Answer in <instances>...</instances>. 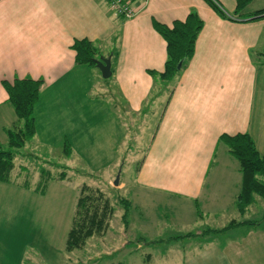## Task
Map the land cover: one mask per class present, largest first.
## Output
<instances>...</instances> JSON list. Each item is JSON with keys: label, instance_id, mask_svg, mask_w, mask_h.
Instances as JSON below:
<instances>
[{"label": "crops", "instance_id": "obj_1", "mask_svg": "<svg viewBox=\"0 0 264 264\" xmlns=\"http://www.w3.org/2000/svg\"><path fill=\"white\" fill-rule=\"evenodd\" d=\"M131 1L141 10L126 19L106 0H0V142L5 147L7 130L20 125L3 82L41 80L32 140L59 152L63 162L71 157L95 173L116 172L125 162L126 114L140 112L153 98L157 83L150 71H163L168 58L154 21L171 25L197 12L204 25L195 53L164 100L162 119L136 179H130L129 223L145 230L150 221H166L165 212L174 225L200 219L214 229L223 216L226 223L218 227L223 228L235 211L245 214L237 207L243 179L239 163L220 136L248 132L264 156V63L255 59L264 56V16L255 18L264 0H252L242 16L236 0H218L231 18L219 15L207 0ZM77 38L90 39L98 58L111 57L116 82L108 79L105 90L96 82L100 69L77 62ZM113 87L118 97L111 101ZM66 143L70 156L64 153ZM16 172L15 163L11 181H0L3 193L13 187L22 195L43 194L36 187L42 176L35 167L25 178ZM31 172L35 186L26 183ZM224 234L179 255L173 264H264V223L237 225L218 235ZM3 243L0 264H42L30 251L32 243L29 249L11 240Z\"/></svg>", "mask_w": 264, "mask_h": 264}, {"label": "rangeland", "instance_id": "obj_2", "mask_svg": "<svg viewBox=\"0 0 264 264\" xmlns=\"http://www.w3.org/2000/svg\"><path fill=\"white\" fill-rule=\"evenodd\" d=\"M223 8L228 11L225 6ZM258 56V54L255 55L256 61L259 60ZM95 70L98 72V69ZM180 74L178 72L174 78L163 82L164 87L160 83L155 87L151 98L160 93L158 96L160 99H149L140 112L126 114L127 139L121 149L125 162L122 164L121 161L119 168L116 172L114 169L112 174L105 170L95 173L83 162L74 161L71 157L69 161L63 162V159L59 158V152L46 150V146L32 140L33 138L27 141L15 158L17 168L15 175L19 174L20 178H25V174L35 167L37 175L41 174V171L49 172L52 178L43 181V177L37 184L36 187L43 190V194L40 192L22 195L18 190L12 191L13 187H8L10 188L6 189L8 192L3 193L5 190L0 189V193H3L2 196L0 194V247H4L3 242L8 240L16 242L20 247L23 244H27L28 247L32 243L29 245L30 251L39 254L42 264H173L178 260L179 255L184 256V253L197 249L209 239L218 240L226 236L225 234L220 236L219 233L204 234L214 228L205 227L206 223L200 219L186 226L174 225L170 222L172 214H165V212H163V218L166 221L158 225L150 221L151 224L148 228H144L145 230L137 227L134 222L126 226L122 221V215L125 212L122 199L130 198V179H136L139 164L142 163V158L144 159L162 119L164 100L172 93ZM111 78H108L111 83L116 82L115 78ZM108 79L97 73L96 82L100 81L102 90H105L104 85L110 86ZM99 90L100 87L97 85V92ZM112 90V98L109 97L111 101L115 96L118 97V90L114 87ZM247 91L248 87H245L243 93ZM104 92L101 91L95 95ZM7 147L6 145L4 148ZM62 171L63 174H61ZM118 176L119 184L115 185ZM120 177L123 179L122 182H125L124 185L120 182ZM29 178V182L25 181L27 185L33 183L32 180L35 178L33 172L29 174ZM84 184L103 190L111 198L115 211L110 217L108 230L90 237L82 249L67 251L65 247L68 232ZM33 185L36 184L33 183ZM254 197L253 203L247 209L248 213L237 215L235 211L234 215L229 216L230 221L227 225L233 221L239 223L263 220L264 197L259 194H255ZM149 219L153 220L151 216ZM129 220L128 215V222ZM217 220L212 224L213 227L222 229L218 227L226 223V218L220 216ZM181 235L186 236L173 240L174 237Z\"/></svg>", "mask_w": 264, "mask_h": 264}, {"label": "trees", "instance_id": "obj_3", "mask_svg": "<svg viewBox=\"0 0 264 264\" xmlns=\"http://www.w3.org/2000/svg\"><path fill=\"white\" fill-rule=\"evenodd\" d=\"M207 1L219 15L231 18L218 0ZM251 1L252 0H236V13L242 16V11ZM263 16L264 9L255 13V18ZM203 25L204 21L197 12H191L184 20H175L171 25L154 21L155 29L162 35L167 43L168 54L163 71H150L151 75L155 78L157 86L159 83L163 86V82H167L174 78L193 57L197 37ZM73 49L76 52V60L78 63L96 66V59H98L100 52L90 39L77 38L74 41ZM258 59L261 63H264L263 55H259ZM181 60H183V66L181 69H178V63ZM41 82V80L33 78H16L12 82H3L8 92V99L17 113L20 125L16 128L7 130L9 136L7 148H4L0 142V181L2 182L11 181V173L15 168V158L20 149L23 148L27 141L32 139L36 133L35 106L39 99ZM159 95L160 93L153 96L152 100H154V98L157 99ZM219 140L228 147L231 155H233L239 163V170L242 173L243 179L240 193L237 198V207L241 214H245L248 207L253 203L255 194L264 197V156L258 150L254 138L248 132H239L236 134L224 133L220 136ZM65 145L64 153L70 156L72 153L71 146L69 143ZM140 165L141 163L139 167ZM63 173L62 171L61 174ZM41 176L42 178L44 177L43 181L52 178V174L49 172L42 171ZM45 177L47 178L45 179ZM122 203L125 209L122 215V221L124 225L127 226L129 224L128 215L131 202L126 197L122 199ZM114 211L115 207L111 202V198L107 196L103 190L84 184L77 202L72 225L68 232L66 250L73 251L75 249H82L87 244L90 237L108 230L110 228L109 220ZM263 223L264 217L263 220L260 219V221L248 220L239 223L233 221L222 229H209L210 232H205L204 234H218L241 224L261 225ZM186 235L176 236L173 240H179L180 237H185Z\"/></svg>", "mask_w": 264, "mask_h": 264}, {"label": "built area", "instance_id": "obj_4", "mask_svg": "<svg viewBox=\"0 0 264 264\" xmlns=\"http://www.w3.org/2000/svg\"><path fill=\"white\" fill-rule=\"evenodd\" d=\"M112 10L126 19L135 17L141 8L135 7L131 0H106Z\"/></svg>", "mask_w": 264, "mask_h": 264}, {"label": "water", "instance_id": "obj_5", "mask_svg": "<svg viewBox=\"0 0 264 264\" xmlns=\"http://www.w3.org/2000/svg\"><path fill=\"white\" fill-rule=\"evenodd\" d=\"M96 66L100 69L102 73V77L105 79H108L112 76L113 71H112V60L111 57H100L96 59ZM183 66V60H181L178 63V69H181ZM119 184V176L117 180L115 181V185Z\"/></svg>", "mask_w": 264, "mask_h": 264}]
</instances>
